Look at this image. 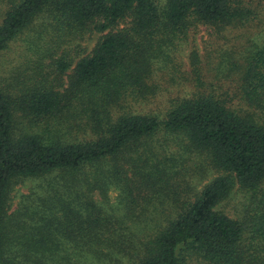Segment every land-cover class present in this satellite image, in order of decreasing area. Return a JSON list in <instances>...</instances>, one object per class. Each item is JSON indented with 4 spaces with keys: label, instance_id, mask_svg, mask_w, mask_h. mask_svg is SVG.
<instances>
[{
    "label": "trees",
    "instance_id": "obj_1",
    "mask_svg": "<svg viewBox=\"0 0 264 264\" xmlns=\"http://www.w3.org/2000/svg\"><path fill=\"white\" fill-rule=\"evenodd\" d=\"M15 2L0 26V264L54 262L62 239L123 253L136 264H264V45L241 67V96L253 112L210 94L179 102L162 118L116 109L126 96L154 94L165 43L191 19L234 25L251 14L242 0H167L164 9L155 0ZM42 13L51 19L36 37L57 34L46 50L37 48L50 62L11 76L2 55ZM121 21L128 25L117 28ZM93 27L112 28L68 72L66 47ZM17 113L44 129L15 136ZM65 119H80L97 137L52 139L51 121ZM161 136L163 143L155 140ZM198 161L219 174L193 196L188 177ZM26 176L49 185L24 222L17 261L5 255L4 213L11 182ZM112 184L122 187L123 215L107 205ZM237 187L248 195L241 218L219 209ZM165 201L172 213L155 216ZM146 217L157 230L141 237L129 223Z\"/></svg>",
    "mask_w": 264,
    "mask_h": 264
},
{
    "label": "rangeland",
    "instance_id": "obj_2",
    "mask_svg": "<svg viewBox=\"0 0 264 264\" xmlns=\"http://www.w3.org/2000/svg\"><path fill=\"white\" fill-rule=\"evenodd\" d=\"M15 1L0 0V26L7 11L16 3ZM155 1L161 9L165 8L167 0ZM241 5L251 10L250 17L234 25L217 27L191 19L185 33L178 34L177 37L165 43L166 54L156 62L152 76V82L156 86L154 94L146 98L126 96L117 106V112L129 111L133 114L154 115L162 118L175 104L206 94L219 98L238 112H253L241 96L240 75L241 67H244L249 56L264 45V0H242ZM46 19H51L49 13H42L29 29L12 41L8 51L2 55V67L11 76L21 77L24 71L36 70L39 62L47 64L50 62L48 57L41 61L42 53L37 50L39 46L42 47V51L46 50L50 40L54 37L55 40L57 39L56 32L51 30H47L42 41L36 37V30ZM101 22L102 20H99L97 23ZM126 25H128L127 21H121L117 28ZM94 28L85 31L82 35H77L70 46L63 45V49L67 46L66 50L70 52L66 54L73 61L72 69L68 72H72L76 63L93 51L112 27L106 30ZM15 118V136L37 133L44 129V123L35 124L21 113H17ZM80 123V119H65L62 124L52 120L50 136L64 143L87 141L97 137L86 128L83 122ZM155 140L162 143L165 141L162 136ZM174 150V146L170 147L171 152ZM191 169L188 178L194 187V192L190 188L192 192L189 195L193 196L196 190L198 192L202 190L204 185L219 174L209 166L202 165L200 161L192 163ZM55 175L50 176V180ZM48 181L45 178L26 176L15 178L11 182L4 213L5 255L9 258L15 256L14 259L22 261L19 240L26 229L24 222L30 215V209H34L39 198L45 196ZM123 196V190L119 184L110 185L107 205L118 215L124 213ZM97 199L101 200L103 197L97 195ZM166 202L156 204L155 216L172 213V207ZM247 203V193L237 187L219 205V209L233 218H241ZM148 217L142 222H128L141 237H148L157 230L152 221H147ZM90 248L81 242L62 239L53 257L54 262H46V264H136V259L123 253L110 252L108 248ZM104 251L111 256L108 258L102 256Z\"/></svg>",
    "mask_w": 264,
    "mask_h": 264
}]
</instances>
